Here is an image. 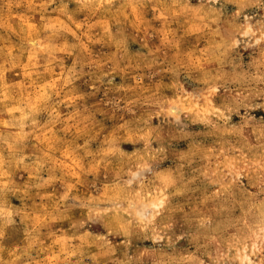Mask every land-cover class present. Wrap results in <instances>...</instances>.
<instances>
[{"label": "rangeland", "instance_id": "rangeland-1", "mask_svg": "<svg viewBox=\"0 0 264 264\" xmlns=\"http://www.w3.org/2000/svg\"><path fill=\"white\" fill-rule=\"evenodd\" d=\"M0 264H264V0H0Z\"/></svg>", "mask_w": 264, "mask_h": 264}]
</instances>
